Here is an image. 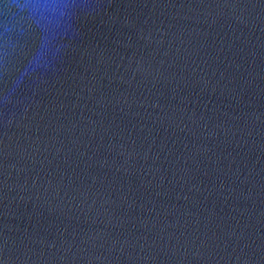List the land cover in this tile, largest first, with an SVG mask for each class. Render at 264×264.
Masks as SVG:
<instances>
[{
    "label": "water",
    "instance_id": "1",
    "mask_svg": "<svg viewBox=\"0 0 264 264\" xmlns=\"http://www.w3.org/2000/svg\"><path fill=\"white\" fill-rule=\"evenodd\" d=\"M0 264H264V0H0Z\"/></svg>",
    "mask_w": 264,
    "mask_h": 264
}]
</instances>
